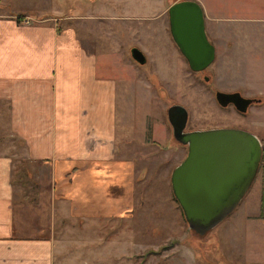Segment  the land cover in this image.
Listing matches in <instances>:
<instances>
[{
	"label": "rangeland",
	"instance_id": "374dc122",
	"mask_svg": "<svg viewBox=\"0 0 264 264\" xmlns=\"http://www.w3.org/2000/svg\"><path fill=\"white\" fill-rule=\"evenodd\" d=\"M13 1L16 9L30 10L19 12L22 16H37L38 11L46 10L84 16L91 32L80 36L97 43L105 59L118 63L116 73L133 72L138 74L137 81L141 79L134 85L135 97L132 96L135 122L129 129L120 127L117 139L120 148L126 142L124 131L125 138L133 142L129 145L132 160L128 161L136 164L134 191L120 187L118 209L114 197L103 196L98 213L114 212L116 220L106 222L103 216L104 224L64 226L63 238L68 244L64 259L76 258L70 253L100 248L104 251L103 264H264V222L259 221L257 213L263 170H259L238 207L208 234L198 235L189 228L173 196L172 172L187 156L188 147L175 140L167 115L171 105L181 104L189 112L187 131L238 128L261 135L258 126L264 124V0H195L204 10L210 41L218 46L214 62L204 72L196 73L180 51L175 55L166 45V32L173 38L169 15L163 17L161 10L179 0ZM73 23L78 27V20ZM214 26L225 40L213 37ZM133 47L147 55V63L134 61ZM130 64L137 71L131 70ZM165 77L167 81H163ZM147 84L153 85L150 100ZM217 91H239L262 102L242 114L235 108H222L215 97ZM7 108V104L0 103V153L13 158L15 201L32 205L38 194L34 183L37 179L32 176L37 167L23 161L24 146L8 129ZM144 111L148 113V128L140 126ZM258 113L263 117L257 118ZM19 170H28L32 176L24 184L19 182ZM113 179L122 182L117 175ZM131 192L133 201L129 198L123 203L125 194L131 196ZM90 258L92 262L86 258L84 264L96 263L95 257ZM77 259L76 264L83 263Z\"/></svg>",
	"mask_w": 264,
	"mask_h": 264
},
{
	"label": "crops",
	"instance_id": "0c3cea01",
	"mask_svg": "<svg viewBox=\"0 0 264 264\" xmlns=\"http://www.w3.org/2000/svg\"><path fill=\"white\" fill-rule=\"evenodd\" d=\"M14 4L0 0V103L8 106V129L24 146L23 161L37 167L32 176L37 179L38 194L32 205L15 201L13 158L0 153V264H76L77 258L84 264L90 257L96 258L95 264H103L100 248L70 253L76 258L65 260L68 244L63 228L100 225L103 216L106 222L116 220L114 212L98 213L103 196L114 197L118 209L120 187L134 191L136 164L128 161L133 142L123 130L135 122L132 96L141 79L137 81L138 74L133 72L116 73L118 63L105 59L97 43L80 36L91 32L84 16L47 10L22 16L18 13L30 10H18ZM168 9L161 10L163 17ZM213 29V37L225 40L221 31ZM166 34V45L179 55ZM147 87L150 91L153 85ZM147 114L144 111L141 117L143 128H148ZM120 127L126 142L118 148ZM258 127V138L264 141V124ZM19 171L21 184L32 177L28 170L27 175ZM114 175L122 182L112 181ZM132 192L125 194L123 203L133 201ZM257 213L264 222L262 202Z\"/></svg>",
	"mask_w": 264,
	"mask_h": 264
},
{
	"label": "water",
	"instance_id": "95a60500",
	"mask_svg": "<svg viewBox=\"0 0 264 264\" xmlns=\"http://www.w3.org/2000/svg\"><path fill=\"white\" fill-rule=\"evenodd\" d=\"M170 33L193 72L205 71L216 59L205 13L195 0H179L168 9ZM138 64L147 62L138 48L131 49ZM208 80V78L206 79ZM220 106L233 104L246 113L254 102L239 92L218 91ZM173 136L188 147L187 156L172 172V191L189 228L200 236L221 224L241 203L258 175L263 147L255 134L238 128L187 131L188 109L173 104L167 110Z\"/></svg>",
	"mask_w": 264,
	"mask_h": 264
},
{
	"label": "trees",
	"instance_id": "16d2710c",
	"mask_svg": "<svg viewBox=\"0 0 264 264\" xmlns=\"http://www.w3.org/2000/svg\"><path fill=\"white\" fill-rule=\"evenodd\" d=\"M261 102H262V100L259 103H261ZM261 142H262V147H263V153H262V160H261V164H260L259 170H263V174H262V196H261L262 198H261V202H262V209H263V212H264V141H261ZM173 196H174V194H173ZM174 198H175V196H174ZM175 200L177 201L176 198H175ZM179 206H180V204H179ZM182 213H183V211H182ZM183 216H184V213H183Z\"/></svg>",
	"mask_w": 264,
	"mask_h": 264
},
{
	"label": "flooded vegetation",
	"instance_id": "af4514ba",
	"mask_svg": "<svg viewBox=\"0 0 264 264\" xmlns=\"http://www.w3.org/2000/svg\"><path fill=\"white\" fill-rule=\"evenodd\" d=\"M207 35H208V32H207ZM208 37H209V35H208ZM214 44V43H213ZM216 47V46H215ZM216 56H217V54H216ZM204 72V71H203ZM196 73V72H195ZM208 77L207 76H205V81H207L206 79H207ZM209 79V78H208ZM218 92V91H217ZM216 92V93H217ZM231 92H239V91H231ZM216 93H215V97H216ZM239 93H241V92H239ZM241 95L242 96H244L242 93H241ZM245 97V96H244ZM249 98V97H248ZM254 99V102L249 106V108L252 106V105H254V104H259V102H260V100L259 99H256V98H253ZM217 100V99H216ZM218 103V102H217ZM219 104V103H218ZM222 107V106H221ZM229 107H231V108H236L233 104H230V105H228L227 107H222V108H229ZM239 112V111H238ZM240 113V112H239ZM247 113V112H246ZM242 114H245V113H242Z\"/></svg>",
	"mask_w": 264,
	"mask_h": 264
}]
</instances>
